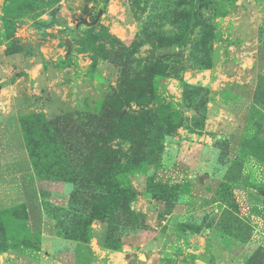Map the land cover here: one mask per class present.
<instances>
[{
	"label": "rangeland",
	"instance_id": "obj_1",
	"mask_svg": "<svg viewBox=\"0 0 264 264\" xmlns=\"http://www.w3.org/2000/svg\"><path fill=\"white\" fill-rule=\"evenodd\" d=\"M1 84L0 264H264V0H0ZM14 98L72 116L31 129L40 173L98 143L89 202L23 188Z\"/></svg>",
	"mask_w": 264,
	"mask_h": 264
},
{
	"label": "trees",
	"instance_id": "obj_2",
	"mask_svg": "<svg viewBox=\"0 0 264 264\" xmlns=\"http://www.w3.org/2000/svg\"><path fill=\"white\" fill-rule=\"evenodd\" d=\"M37 117L38 116L21 117L19 120L20 132L21 135H23L22 138H23L24 146H26L25 147L26 152L30 160L31 166H33L32 168L36 174V177H40V178L44 177V179H48L49 173H52V175L56 174L59 177V179H66L65 181L72 183L75 186V190H74V192H76L75 194H80L84 202L87 201L89 202L90 201L89 197L90 198L94 197L95 194L98 192L97 189H99L101 192L103 186H105V184H103V182L101 181L106 179L105 167H107L108 165L105 158L103 156H98L97 154L98 143H94L91 140L88 141L86 147L84 148L86 155L84 156L81 155L80 162L76 160L77 164L73 167L71 166L70 174L68 172V168L70 165L68 166L66 161L70 164L71 161L69 159L71 158V156H73V153L77 152L73 148H68L65 150L67 151V155L60 154L59 157H55V155L52 154L53 162H51L50 165L51 167H56V168H53L51 170L45 169L44 172L40 173L39 170L35 168L36 160H35V156L33 155L34 153L32 149L33 144L29 138L31 129H35V131L33 132L37 131L38 133L42 134V136L45 139H46L45 136H47L49 132L51 133L52 131H54L55 133L62 135L59 137L61 141L67 139L64 136H67L68 137L67 140L70 141V138H72L73 136L68 128L71 129L73 128V126L69 125V123L66 124L68 117H72L71 115H68L67 118H64L62 116L49 120L42 119L40 120V122L43 121L41 126L34 125L36 123L35 120L38 119ZM62 128H63L62 131L58 130ZM50 140H52L51 144L53 145V150L57 154H59L60 153L58 152L59 150L55 148L57 146L56 141L53 138H50ZM94 156L100 158H96L97 160H94ZM61 157L62 160L58 161L61 159ZM49 161L50 159L48 160V162ZM44 162L46 161L44 160Z\"/></svg>",
	"mask_w": 264,
	"mask_h": 264
},
{
	"label": "crops",
	"instance_id": "obj_3",
	"mask_svg": "<svg viewBox=\"0 0 264 264\" xmlns=\"http://www.w3.org/2000/svg\"><path fill=\"white\" fill-rule=\"evenodd\" d=\"M10 87L11 86H6L4 84H1L0 85V93H2L5 90L6 91H10ZM21 100L22 99H20V98H14V99H11V100H7V102L9 103V107L12 108V111L11 112L9 111L7 113V116H6V117H8V122L10 121L9 120L10 118H13V121H14L13 124H15L18 127H19L18 122H17L18 117H21V116H24V115L28 114V104H26L25 102H23ZM51 114H55V113H51ZM1 121H3V120L1 119ZM19 130H20V128H19ZM2 131H3V133L6 132L4 125H3V130ZM13 132H14V128L12 129V133ZM17 148H18V146H17ZM22 153H23V155L20 154V153H16L15 150H14V154L17 156L16 157L17 161H19V163L21 164L19 167L24 168L26 170V172L22 173V174L25 175L24 178H26L25 180L28 181L29 183L24 184L23 185V188H24V186L29 185L31 183V178L34 179V175L32 173L31 163H30V160L28 158L26 149L24 148V144H23V147H22ZM34 183H35V180H34ZM34 189L36 190V188H34ZM38 220H39V218L36 221H38ZM39 228H41V230ZM35 229H36V231H35L36 233H38L39 231H42V229H43L42 220L41 221L39 220L37 222Z\"/></svg>",
	"mask_w": 264,
	"mask_h": 264
}]
</instances>
